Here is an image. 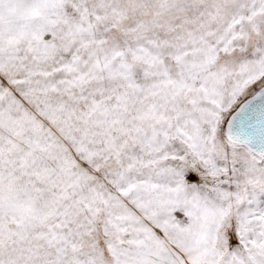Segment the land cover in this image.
I'll list each match as a JSON object with an SVG mask.
<instances>
[{"label":"snow or ice","instance_id":"obj_1","mask_svg":"<svg viewBox=\"0 0 264 264\" xmlns=\"http://www.w3.org/2000/svg\"><path fill=\"white\" fill-rule=\"evenodd\" d=\"M0 264H264V0H0Z\"/></svg>","mask_w":264,"mask_h":264}]
</instances>
